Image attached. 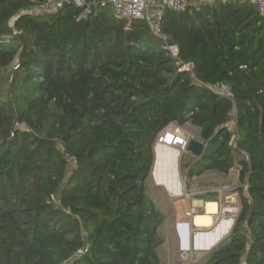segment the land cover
Returning a JSON list of instances; mask_svg holds the SVG:
<instances>
[{"label": "trees", "instance_id": "trees-1", "mask_svg": "<svg viewBox=\"0 0 264 264\" xmlns=\"http://www.w3.org/2000/svg\"><path fill=\"white\" fill-rule=\"evenodd\" d=\"M0 0V264H161L167 216L147 193L157 135L198 129L182 154L189 183L237 169L228 235L193 264H264V18L232 1L165 10L160 32L193 64L178 71L144 21L74 4ZM8 38V44L3 42ZM15 67V68H13ZM233 121V129L229 123ZM140 185V189L138 187ZM206 202L211 197L200 198ZM87 234V250L81 238Z\"/></svg>", "mask_w": 264, "mask_h": 264}, {"label": "rangeland", "instance_id": "rangeland-1", "mask_svg": "<svg viewBox=\"0 0 264 264\" xmlns=\"http://www.w3.org/2000/svg\"><path fill=\"white\" fill-rule=\"evenodd\" d=\"M9 70L0 82V97L5 96L8 88ZM234 123L230 121L229 127L233 129ZM171 127V126H169ZM192 139L198 140L194 136ZM176 154L177 160V181L182 192L180 196L171 195L162 185L156 183L154 176L147 181V193L152 198L156 206L166 214L167 218L160 229L165 239V244L159 251L161 264H193L201 258L208 249L195 247V238L199 235L200 240L206 243L202 236L212 233L219 228L222 223L229 222L228 228L221 236L218 244L229 233L234 223V219L239 210L238 196L234 194L238 188L237 169L232 170L227 177L210 172L201 177L193 178L189 183L180 175V165L184 162L183 152L167 148ZM189 156H191L189 154ZM211 197L218 205L217 212L212 216L213 225L206 230H194L190 220L194 213H203V208L209 201L200 198ZM188 224V226L186 225ZM186 226V236L184 235ZM188 233V234H187ZM215 244V245H216Z\"/></svg>", "mask_w": 264, "mask_h": 264}, {"label": "built area", "instance_id": "built-area-1", "mask_svg": "<svg viewBox=\"0 0 264 264\" xmlns=\"http://www.w3.org/2000/svg\"><path fill=\"white\" fill-rule=\"evenodd\" d=\"M97 4L101 8H108L111 13L118 19L126 21V30L130 28L132 21H144L148 26L151 33L161 42L164 43L162 46L169 56L175 60L178 71L181 73H188L193 80L205 87L211 93L233 100V94L231 90L224 84H202L196 80L193 73V64L191 62H183L179 59L178 49L167 43L166 38L161 34L159 26L165 10L180 12L184 11L191 5L196 7L204 4L214 3H228L232 1H239L242 3H249L256 6L260 15L264 18V0H96ZM74 4L76 7L82 9L81 18L85 17L91 12L90 4L87 0H45L41 5L33 6L25 11L30 15H45L50 16L58 12L64 5ZM3 42L8 44L9 40L3 37ZM15 68V67H13ZM171 126V127H169ZM167 128L162 130L156 137L153 145V151L155 152L156 146L162 145L164 147L179 150L183 153L191 135L188 134L183 127L177 124H171ZM81 238L84 242V250L80 251L79 254L86 252L87 250V234L81 229ZM64 264H69L65 262ZM239 264H246L244 258L241 259Z\"/></svg>", "mask_w": 264, "mask_h": 264}, {"label": "bare ground", "instance_id": "bare-ground-1", "mask_svg": "<svg viewBox=\"0 0 264 264\" xmlns=\"http://www.w3.org/2000/svg\"><path fill=\"white\" fill-rule=\"evenodd\" d=\"M163 146L158 145L156 146L155 153H156V165H155V172H154V179L156 183L162 185L171 195L173 196H180L182 189L178 181H175L171 183V181H162L159 178L158 170L162 168L165 164L168 165V158L175 159L176 154L174 152L169 151L170 153L166 158H164L162 155ZM173 167V163L171 164ZM168 167V166H166ZM170 167V166H169ZM177 178V175H176ZM218 205L216 202H208L206 203L204 207L203 213H194L192 215L190 224L194 230H206L207 228H210L213 225V219L212 216L216 214ZM229 222L222 223L219 228L214 230L212 233L205 234V236H202L206 239V243H203L199 235L195 238V247L199 249H208L211 248L213 245H215L221 238V236L225 233L226 228H228ZM184 235L186 236V226H184ZM188 234V233H187Z\"/></svg>", "mask_w": 264, "mask_h": 264}, {"label": "water", "instance_id": "water-1", "mask_svg": "<svg viewBox=\"0 0 264 264\" xmlns=\"http://www.w3.org/2000/svg\"><path fill=\"white\" fill-rule=\"evenodd\" d=\"M39 2H42V0H38ZM90 10L94 11L95 8L94 6H90ZM161 45L163 46L164 43H161ZM167 147L163 146V150H162V155L164 158H166L168 156V154L170 153V150H166ZM204 149V144L202 142H200L199 140H195V139H190L186 145L185 151L190 154L193 157H200L202 152ZM173 163V167L172 164ZM155 165H156V153L154 152V162H153V166H152V171H151V176L153 177L154 172H155ZM168 166V167H166ZM170 166V167H169ZM178 173L177 170V160L172 159L171 157L168 158V165L165 164L164 166H162V168H160V170H158V175L159 178L166 182V181H171V183L177 181L176 175ZM139 189H140V185H138ZM188 226V224H186ZM215 245H213L211 248H208V250L212 249Z\"/></svg>", "mask_w": 264, "mask_h": 264}, {"label": "crops", "instance_id": "crops-1", "mask_svg": "<svg viewBox=\"0 0 264 264\" xmlns=\"http://www.w3.org/2000/svg\"><path fill=\"white\" fill-rule=\"evenodd\" d=\"M183 129H184L188 134H190L191 136H194L195 138H197V135H198V129H197V128H195V127H193V126L187 124V125H184V126H183ZM210 172H211V171H210ZM210 172H206V173H204L203 175H205V174H207V173H210ZM213 173H215V172H213ZM203 175H201V176H203ZM201 176H199V177H201ZM195 178H197V177H195ZM203 211H204V208H203Z\"/></svg>", "mask_w": 264, "mask_h": 264}]
</instances>
